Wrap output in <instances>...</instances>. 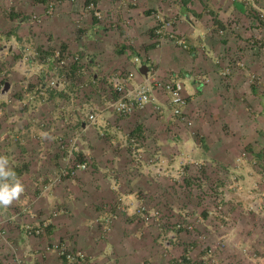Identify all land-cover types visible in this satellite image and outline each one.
<instances>
[{"label":"crops","instance_id":"0c3cea01","mask_svg":"<svg viewBox=\"0 0 264 264\" xmlns=\"http://www.w3.org/2000/svg\"><path fill=\"white\" fill-rule=\"evenodd\" d=\"M95 1L103 10L105 18L99 19L92 12L88 13L86 4L80 3L76 10H80L81 17L77 14L75 18L72 13L74 22L67 14L59 20L51 19L44 30L53 39H48L46 34H39L40 41L36 39L41 55L53 53L51 56H55L61 49L63 57L69 61L68 66L55 69L56 61L49 60V57L47 60L44 57L46 64L40 66L32 67L29 61L22 62V66L18 64L27 74L36 72L39 67L45 70L47 66L50 77L54 74L58 77L57 86L50 87L47 82H43L47 81L46 76L37 85L29 87V90L34 91L31 98H13L8 103L7 108L18 104L17 109L8 112V109L4 110L5 102L1 103L5 111L2 118L17 121L16 128L8 134L7 146L4 142L1 152L7 157L5 167L13 168L24 186V191L14 200L17 206L22 203L24 206L19 207L21 209L17 212H3L1 216L6 233L0 234V264H65L60 249L84 250L88 257L82 264H143L148 250V246L143 245L147 233L146 228L138 226L137 221L132 222V202L161 200L167 193L164 190L177 181L179 172L185 169L180 165L183 157L180 154H202V158L207 155L208 160L214 161L210 164L211 169L218 162L231 166L242 164V161L236 162L227 145L223 150L212 147L206 150L201 145L191 149L183 146V140L189 139L184 131L175 130L169 134L166 130L169 124L171 127L178 125V119H173L169 107L163 110L160 121L152 119L148 111L120 115L101 104L105 95L96 91V102L92 105L96 111L88 109V97L83 99L80 93L86 90L88 95L89 84L71 79L68 81L71 67L74 66L72 73L78 75L82 71L97 69L100 73L94 72V81H99L98 85L102 81L105 87L111 83L109 79L112 75L105 77L102 74L111 72L115 67H110L109 60L103 62L104 65L96 64L95 58L74 62L71 56L73 52H64L70 51L67 43L72 39L68 38L74 34L73 28L76 30L78 26L86 28L88 37L95 36L96 39L91 41L101 43L105 39L104 30L111 32L116 30L117 24L122 25L125 16L115 12L123 13L124 10H120L118 5L127 0ZM163 20L168 22L166 28L169 27V30L160 37L156 35V26L158 21L161 24ZM15 23L24 27L28 21L20 18ZM26 38L33 40L32 36ZM255 39L260 43L264 40V0H132V64L129 68L126 65L131 74L128 84L141 83L152 73L161 79L177 75L184 81L185 93L191 102L196 103L198 98L204 97L207 104L216 103L218 98L224 97L215 93V90L222 94L235 91L234 88L230 89L231 84L239 89L236 90L237 95L241 91L248 92L250 88L247 95L255 102V97L261 95V86L258 89L247 80L249 77L240 68L242 63H234L240 61V52L247 53V56L251 54L256 57L250 62L251 66L256 65L252 71L264 73V47L250 43ZM178 41L185 45L187 43L184 41H187L189 44L185 47ZM5 46L1 50L4 54ZM108 47L109 44L105 48L98 45L96 56L99 58ZM229 65L235 66V69L226 75L224 73ZM102 79H107V83ZM7 87L9 94L12 90L29 91L23 89L24 85L22 87L12 82L7 83ZM155 93L157 99L149 105L170 101L164 90L157 89ZM17 94L20 95L19 92ZM1 98L0 102L6 100L5 95ZM258 98L259 111L264 112V98ZM25 100L27 109H19V103ZM224 102L220 100L219 104L224 105ZM90 111L97 115L93 123L88 120ZM147 122L151 123L152 132L157 138L153 147L142 144H146L143 140L146 132L143 130ZM11 137L20 141L15 153L22 151L24 161L18 156L16 160H9L8 155L13 152L10 144L15 141ZM7 150L10 153H6ZM136 152L141 154L140 160L133 157ZM152 153L171 154V159L175 161H167L164 165L148 163L147 155ZM76 159L90 162V168L77 169ZM44 180L48 181L49 200L46 202L49 211H45V208L38 211L35 203L40 199L38 192L40 197L45 195L43 189L38 191ZM162 186L166 188L162 190ZM140 188L143 192H139ZM257 200L261 201L259 198ZM109 203H116L112 206V212L109 211ZM53 206L58 210L52 213ZM250 223L253 225L254 221ZM27 225L42 227L43 232L30 234ZM245 232L254 231L247 226ZM136 236H140V240ZM147 243H150L149 239ZM56 244L60 247L56 248Z\"/></svg>","mask_w":264,"mask_h":264},{"label":"rangeland","instance_id":"374dc122","mask_svg":"<svg viewBox=\"0 0 264 264\" xmlns=\"http://www.w3.org/2000/svg\"><path fill=\"white\" fill-rule=\"evenodd\" d=\"M90 1L0 0V100L3 95L6 98V100L0 102V156H4L1 149L4 148V142L5 146H7L8 134L11 129L16 128L15 124L17 122L12 118H2L5 111L2 110L1 103L5 102L6 108L4 110L8 109V112L15 110L18 104L16 106L12 105L13 108H7L8 103H11L13 98H31L34 91L29 90V87L37 85L46 76L47 81L44 80L43 82H47L49 85L50 81V72L47 66L45 70L39 67L36 72L31 71V74L29 72L27 74L18 64L22 66V62L27 61L30 62L32 67L46 64L47 58L53 53L48 56L41 55L36 45V39L40 41L39 34H46L48 39H53L48 32H45V25L51 19L59 20L63 17L65 18L66 14L71 19L72 13H74L73 17L75 18L78 15L81 17L82 15L79 14L80 10H76L77 5H80V3L89 4ZM51 2L53 7L52 11L49 12V4ZM119 5V9L124 11L123 13H119V11L115 13L125 16L122 20V25L117 24L116 30L111 32L103 29L105 39H101V43L91 41V39H96L95 36L88 37L89 33L85 31L86 28L83 29V27L76 26V30L73 28L74 34L71 38H68V40L72 39L70 43H67L70 51L64 50L65 53L73 52L71 53L73 59L75 56H79L77 61L80 62L95 58L97 59L96 64L104 65L103 62L109 60L110 67L115 68L110 70L111 72L102 74L105 77L107 75H124V72H119V70L126 71L127 73L125 74L131 75L127 68L132 64V0L120 2ZM96 7L104 14L97 2ZM89 12L91 13V10ZM20 18L28 21L24 27L15 23V20H20ZM81 19L83 20L84 18ZM123 23L126 25H123ZM103 27H106V25ZM162 30L163 32H168L169 27L162 28ZM37 31H41V33H37ZM29 36H32L33 40L26 38ZM263 41L260 43L258 39H255L254 42L251 41L250 43L264 47ZM184 43H187L186 46L189 44L187 41H184ZM4 44L6 45L4 48L5 54L1 52ZM108 44V50L104 49V52L98 58L95 54L97 46L105 48ZM58 50L63 54L61 49ZM262 50L264 51V49ZM259 51L261 52V49ZM37 52L40 53L38 54ZM227 54L230 55V52L228 51ZM44 57H46V60ZM255 59V56L251 54L247 56V53L244 52H240L238 56V60L242 63L240 68L249 77L247 80L252 85H256L258 89L261 86L259 90L261 95H258V97L263 99L264 73L252 71L256 68V65L251 66L250 62ZM31 61H34V63ZM262 61H264V57H262ZM67 62L69 65V61ZM236 62L234 61V63ZM126 65L128 66L127 68ZM72 67L74 68V66ZM72 67L70 69L71 74L68 73L67 75L68 81L71 79L72 81L77 80L79 82H88L89 84L88 95L86 90L80 93L83 95V99L88 97V109L96 111V108L92 105L96 102L94 93L97 91L99 94L102 95L104 93L105 95V99H102L100 103L104 104L112 112L117 113L114 111L112 103L119 95L111 86V83L105 87L101 81L100 85L103 86L101 88L102 86L98 85L99 81H94V72L100 73V71L91 69L82 71L78 75L77 73H72ZM52 76L57 77L55 74ZM60 77L62 76L60 75ZM102 80L107 83V79ZM11 82L16 85L20 84L22 87L24 85L23 89L29 91L22 89L12 90L9 94V89L6 87L7 83L11 84ZM233 88L239 90L231 84L230 89ZM236 90H230L228 93L225 92V94L215 90V93L224 97L218 98L217 104H207V99L204 97L198 98L195 103L191 102V99L187 97L188 103L184 108V114L191 123L185 122L181 117L174 114L172 107H170L171 104L169 105L170 101L148 104V107L137 110L143 113L148 111L147 114H151L152 119L160 121V116L164 113L163 110L165 107H169L172 110L173 119L177 118L179 123L177 122L178 125L175 127H171L169 124L166 130L169 134H172L175 130L184 131L189 139H187L188 141L183 140V146L191 149V147L201 145L206 150L211 147L216 150H223L227 145L231 148L236 162L241 163L242 161L241 165L236 166L235 164L231 166L223 163L220 165L218 162L214 164L215 168L213 166L211 169L210 164L214 163V161H211L210 158L208 160L207 155L202 158V154H180V157L183 156L180 159V165L185 169L179 172V179L169 184V187L162 186V190L166 188L164 190V192H167L166 195L157 201L142 199L136 203L132 202V222L137 221L138 226L145 227L147 233L143 245L148 246V250L143 264H264V112L259 111L260 103L258 102V97L253 100L255 102H252L248 97L247 94L250 93V88L247 89L248 92L241 91L240 95H237L238 91ZM18 92L20 95L17 94ZM27 92L29 94H26ZM220 100H225L224 105L219 104ZM21 103H19V106H21L19 109L26 110L25 106L27 104L25 103L27 101L25 100V102ZM152 128L150 122L144 123V130H142L146 132L143 135V140L146 141V144L143 142L142 144H150L153 147L157 138L152 132L154 131ZM14 139L15 141L10 144L13 147V152L8 155V158L9 160H16L15 157L18 156V159L24 161L22 151L15 153L19 140L16 141V138ZM2 141L3 143H1ZM135 142L138 141L136 140ZM6 153H10V151L7 150ZM140 156L141 154H137V152L133 155L135 159H139ZM147 157L148 163L156 165H160L159 163L164 165L167 161L169 163L175 161V159H171V154L162 155L160 153L158 155L152 153L149 156L147 155ZM135 159L132 161H135ZM79 162L81 161L76 159L75 165ZM90 164L88 162V168L81 170H88ZM5 169L10 170L6 167ZM5 179L8 181L9 177H0V182ZM47 182V180H44L41 186L37 185V187L40 186L38 191L42 189L45 191H42L45 195L41 197L40 192H38L40 199L35 203L38 211L44 208L45 211H49V206L46 202V200H49L47 197L49 194ZM140 189L139 192H143L142 188ZM258 198L261 201L257 200ZM115 204H108L111 206L109 208L110 212H112V206ZM2 206H0V220L6 230L4 218L1 217L4 214L3 212H17L24 205L22 203L21 206H17L16 202L13 201L7 206ZM54 206L52 213L58 210ZM142 207H147L149 212L153 213L150 214L152 216L151 221L145 222L143 220L142 213L139 210ZM251 220L254 221L253 225H250ZM247 226L252 227L254 232L247 234L245 232ZM136 237L140 240V236ZM148 239L150 243H147Z\"/></svg>","mask_w":264,"mask_h":264},{"label":"built area","instance_id":"2783aa9c","mask_svg":"<svg viewBox=\"0 0 264 264\" xmlns=\"http://www.w3.org/2000/svg\"><path fill=\"white\" fill-rule=\"evenodd\" d=\"M52 7H53V3L51 2L49 4V10H48L49 12L52 11ZM87 8L92 10L95 16L98 17L99 19L105 18L102 11L97 9L96 3L94 1H91L87 5ZM159 22L156 26V33L158 34V36L161 37L163 34L162 28H166L168 22H166V20H163L161 24H159ZM178 42L180 44H183V42L181 41ZM60 52L61 51L58 50L55 56L49 57V60L56 61L55 69L62 66H68V62L66 58H64ZM78 59L79 56H75L73 60L77 61ZM240 63L241 62L239 61L236 62L235 64L240 65ZM233 69H235V66L229 65L225 70L224 74L228 75L233 71ZM130 77L131 75L128 74L112 75L109 79V81L112 84V87L119 95L118 98L112 103L114 111H116L120 115H131L135 113L137 110L143 109L149 103L154 102L157 99L155 92L157 89H160L168 93L170 104L174 114L181 117V119L184 120L185 122L191 123L188 117L184 114V108L186 107L188 101L185 93V83L180 77L174 75L168 79H161L155 73H152L148 75L146 80H144L143 82L134 85H129L128 79ZM58 82H59L58 77L51 76L49 85L51 87H55L57 86ZM88 120L89 122L92 123L97 120V115L94 111H90L88 113ZM76 168L87 169L88 162L87 161L79 162L76 164ZM3 182H7V180L5 179ZM139 210L142 213V217L145 222L151 221L152 216L150 214L153 213H150L147 207H142ZM27 231L30 234H41L43 232V228L38 226L35 227V226L27 225ZM5 233H6L5 227L2 221L0 220V234L3 235ZM55 247L58 248L60 247V245L57 244L55 245ZM60 254L65 258L66 264H80L87 259V253L82 249H72V250L60 249Z\"/></svg>","mask_w":264,"mask_h":264},{"label":"clouds","instance_id":"9594fccd","mask_svg":"<svg viewBox=\"0 0 264 264\" xmlns=\"http://www.w3.org/2000/svg\"><path fill=\"white\" fill-rule=\"evenodd\" d=\"M91 1H94L96 3L95 0H91ZM87 5L88 4H86V6ZM91 12L94 14L92 10ZM6 162H7V157L0 156V177H9V180L7 182H0V205H4V206L11 204L24 191V186L17 177L15 170L13 168L10 170L5 169L4 164Z\"/></svg>","mask_w":264,"mask_h":264},{"label":"water","instance_id":"95a60500","mask_svg":"<svg viewBox=\"0 0 264 264\" xmlns=\"http://www.w3.org/2000/svg\"><path fill=\"white\" fill-rule=\"evenodd\" d=\"M8 88V87H7Z\"/></svg>","mask_w":264,"mask_h":264}]
</instances>
